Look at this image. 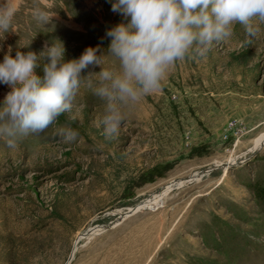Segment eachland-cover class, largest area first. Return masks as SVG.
Here are the masks:
<instances>
[{"label": "rangeland", "instance_id": "rangeland-1", "mask_svg": "<svg viewBox=\"0 0 264 264\" xmlns=\"http://www.w3.org/2000/svg\"><path fill=\"white\" fill-rule=\"evenodd\" d=\"M45 3L50 24L32 15ZM113 3L19 0L0 62L9 46L39 52L56 38L65 60L98 44L107 54L106 31L128 22ZM91 79L71 113L16 148L0 139V264H264V36L248 44L237 25L177 61L160 91L124 107L111 140ZM10 91L0 83V107ZM63 127L79 135L66 141Z\"/></svg>", "mask_w": 264, "mask_h": 264}, {"label": "clouds", "instance_id": "clouds-1", "mask_svg": "<svg viewBox=\"0 0 264 264\" xmlns=\"http://www.w3.org/2000/svg\"><path fill=\"white\" fill-rule=\"evenodd\" d=\"M52 9L45 3L32 15L50 24L57 16ZM18 11L19 0L0 4L4 36L16 32L13 21ZM112 11L128 22L106 31L111 41L107 54L98 44L87 47L79 58L65 60V44L58 38L39 52L17 50L15 56L9 46L0 62V83L11 88L0 107V139L9 148H16L31 133L42 132L61 114L71 113L81 86H93L92 77L97 79L95 94L107 101L102 135L114 139L126 120L124 107L160 91L177 61L205 55L215 44L227 42L237 25L243 27L248 44L264 36V0H115ZM108 55L118 65L113 61L106 67ZM41 65L43 76L36 71ZM89 66L102 70L83 75ZM58 131L66 141L79 135L71 127Z\"/></svg>", "mask_w": 264, "mask_h": 264}, {"label": "water", "instance_id": "water-1", "mask_svg": "<svg viewBox=\"0 0 264 264\" xmlns=\"http://www.w3.org/2000/svg\"><path fill=\"white\" fill-rule=\"evenodd\" d=\"M223 165H224V164H223ZM223 165H222V166H223ZM228 165H229V166H233L234 164H233V163H230V164H228ZM135 211H136L135 209H132V210L129 211V213H133V212H135Z\"/></svg>", "mask_w": 264, "mask_h": 264}, {"label": "bare ground", "instance_id": "bare-ground-1", "mask_svg": "<svg viewBox=\"0 0 264 264\" xmlns=\"http://www.w3.org/2000/svg\"><path fill=\"white\" fill-rule=\"evenodd\" d=\"M260 140H261V139H260ZM260 140L258 141V144H259V145L261 144V141H260ZM263 143H264V142H263ZM262 145H263V144H262ZM262 145H261V146H262ZM261 146H260V147H261Z\"/></svg>", "mask_w": 264, "mask_h": 264}]
</instances>
